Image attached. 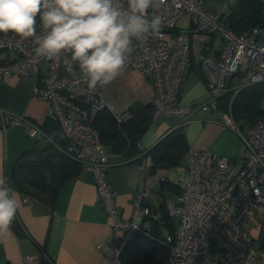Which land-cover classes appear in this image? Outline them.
Wrapping results in <instances>:
<instances>
[{
    "label": "built area",
    "instance_id": "obj_1",
    "mask_svg": "<svg viewBox=\"0 0 264 264\" xmlns=\"http://www.w3.org/2000/svg\"><path fill=\"white\" fill-rule=\"evenodd\" d=\"M238 1L226 0L221 11L210 13L203 8V0H154L149 12L163 20L160 35L134 41L135 50L126 61L125 69L137 70L152 81V122L175 117L174 128H184L193 110H218L220 99L232 92L222 116L244 143L243 154L236 158L189 148L185 165L188 177L178 183L180 193L176 199L165 202L177 225L174 234L163 240L169 247L164 264H264V248L254 246L251 229L244 225L246 222L252 228H264V120L254 122L243 133L233 118L235 95L264 83V27L235 33L222 24ZM185 15L190 16V27L179 29L178 22ZM216 38L220 47L214 54L207 45ZM34 47L31 39L0 33V52L13 53L12 58L0 62V86L10 76L29 77L32 72H40V64H44L43 81L33 86V95L49 103L46 117L59 122L67 139L63 152L92 174L97 202L109 216L113 230L111 244L102 247L114 264H122L126 244L137 232L151 236V221L157 220L158 214L145 204L151 189L143 185L136 188L132 216L120 214L107 178L110 153L91 121L104 109L118 124L130 119L132 113L117 112L104 97V87L89 90L70 52L62 51L49 59L37 57ZM191 59L205 74L206 91L198 100L181 103L178 96ZM259 109L264 112V95ZM0 120L1 128L13 124L35 139L44 135L25 113H9L0 107ZM137 145L138 153L128 162L136 159L145 170L151 165L149 149L140 141ZM35 261L31 255L22 259Z\"/></svg>",
    "mask_w": 264,
    "mask_h": 264
},
{
    "label": "crops",
    "instance_id": "obj_2",
    "mask_svg": "<svg viewBox=\"0 0 264 264\" xmlns=\"http://www.w3.org/2000/svg\"><path fill=\"white\" fill-rule=\"evenodd\" d=\"M225 4L226 0H221L214 6L208 5L206 11L219 12ZM181 19L184 22L178 28H189L190 16L185 15ZM219 47L220 41L216 38L212 44L207 45V50L216 54ZM12 57L11 52L0 53V62ZM193 61L191 59L181 85L178 96L181 103L198 100L206 91L205 74L200 64ZM44 70V64H40V72H32L29 77L10 76L0 86V107L9 113H25L40 128L46 118L49 103L36 98L32 88L35 84L42 83ZM153 93L152 81L134 69H125L103 90L104 97L113 104L117 112L129 110L134 103H151ZM223 112L218 108L209 113L199 109L190 113L184 127L189 148L228 158L243 154V140L225 124ZM176 122L175 117L152 122L141 138L142 146L151 149L174 128ZM35 144L36 139L21 126L7 124L5 128H1L0 120V174L8 178L19 200L10 233L0 236V264H114L102 247L111 244L113 230L109 216L97 202L92 174L83 169L77 176L64 182L52 205L17 187L12 174L13 165L19 156L31 150ZM149 161L151 163L150 159ZM109 163L111 165L107 178L115 192L117 208L127 218L132 216L133 198L138 186L151 189L145 204L159 213L164 200H174L178 195V189L166 187L160 182L161 178L178 184L188 177L186 159L181 166L154 171L151 170V165L143 170L137 163L128 162L120 154H110ZM173 224L176 225L174 221ZM244 225L251 229L254 246L264 248V228H252L246 222ZM169 228L163 222L158 225L163 235L168 234ZM27 255L34 256L36 261L22 262Z\"/></svg>",
    "mask_w": 264,
    "mask_h": 264
},
{
    "label": "trees",
    "instance_id": "obj_3",
    "mask_svg": "<svg viewBox=\"0 0 264 264\" xmlns=\"http://www.w3.org/2000/svg\"><path fill=\"white\" fill-rule=\"evenodd\" d=\"M225 24L235 33L255 26L264 27V0H239L231 9ZM262 95L264 83L240 90L233 99L235 121L237 118H243L251 125L258 120H264V112L259 109ZM231 96L232 92H228L220 99L222 109L226 108ZM129 111L132 117L120 124L106 109L97 112L91 121L105 149L110 154H120L127 159L136 156L139 151L137 143L152 123L153 106L152 103H134ZM41 129L44 135L36 139V144L31 150L19 156L13 165L12 174L19 190L39 196L52 205L59 187L83 169L79 162L63 152L67 139L57 120L46 117ZM53 132L56 133L55 143H43V138ZM188 150L184 128H173L148 150L151 170L181 166ZM137 161L133 160L135 163ZM160 182L170 189L177 188V194L180 193L178 184L169 183L167 180ZM165 202L166 200L159 208L160 214L151 208L158 214V219L151 221V236L137 232L126 244L121 254L122 264H164L169 247L163 240L167 235L172 236L176 227L172 221L173 217L168 214ZM162 222L170 227L167 235H163L158 229L159 223Z\"/></svg>",
    "mask_w": 264,
    "mask_h": 264
},
{
    "label": "clouds",
    "instance_id": "obj_4",
    "mask_svg": "<svg viewBox=\"0 0 264 264\" xmlns=\"http://www.w3.org/2000/svg\"><path fill=\"white\" fill-rule=\"evenodd\" d=\"M154 0H0V33L31 39L37 57L70 52L89 90L105 87L126 68L134 41L159 36L163 20ZM56 133L43 138L55 143ZM19 207L0 174V236H7Z\"/></svg>",
    "mask_w": 264,
    "mask_h": 264
},
{
    "label": "rangeland",
    "instance_id": "obj_5",
    "mask_svg": "<svg viewBox=\"0 0 264 264\" xmlns=\"http://www.w3.org/2000/svg\"><path fill=\"white\" fill-rule=\"evenodd\" d=\"M220 2H221V0H203V7L206 10V8L208 7V5H213L214 6L216 4H219ZM182 20L183 19H180L179 20L178 25L179 24H183L184 20L183 21ZM4 52H7V51H1L0 53H4ZM219 108L222 109L220 102H219ZM222 110L226 111V108L225 109H222ZM236 123H237L236 125L242 130L243 133H246L247 132V129L250 127L249 121H247V120H245L243 118H237L236 119ZM173 221L177 225V219L173 217Z\"/></svg>",
    "mask_w": 264,
    "mask_h": 264
},
{
    "label": "water",
    "instance_id": "obj_6",
    "mask_svg": "<svg viewBox=\"0 0 264 264\" xmlns=\"http://www.w3.org/2000/svg\"><path fill=\"white\" fill-rule=\"evenodd\" d=\"M230 12H231V10H230ZM230 12H228V14L224 17V19L222 20V24L225 23L227 16L229 15Z\"/></svg>",
    "mask_w": 264,
    "mask_h": 264
}]
</instances>
